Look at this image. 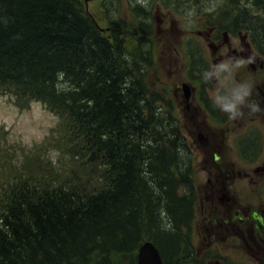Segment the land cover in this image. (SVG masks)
<instances>
[{
  "label": "trees",
  "instance_id": "1",
  "mask_svg": "<svg viewBox=\"0 0 264 264\" xmlns=\"http://www.w3.org/2000/svg\"><path fill=\"white\" fill-rule=\"evenodd\" d=\"M226 13L221 29L237 20ZM128 23L103 29L83 0H0V91L62 118L69 157L0 172V264H136L147 240L164 264H205L184 238L198 200L188 139L146 81L151 54L133 39L150 23Z\"/></svg>",
  "mask_w": 264,
  "mask_h": 264
},
{
  "label": "rangeland",
  "instance_id": "2",
  "mask_svg": "<svg viewBox=\"0 0 264 264\" xmlns=\"http://www.w3.org/2000/svg\"><path fill=\"white\" fill-rule=\"evenodd\" d=\"M251 2L252 0H89L85 8L105 30L109 29V18L113 17H121L129 22L123 30H127L126 34L134 26L146 25L147 29L150 23L149 32L134 37L133 41H142L140 47L149 48L145 55L151 54L149 58L152 64L144 73L146 81L159 94L163 93L161 88L166 90L165 96L174 101V118L181 123V133L190 140V143L187 141L188 154L192 158L189 171L198 200L189 236L184 235V238L188 241L191 255L205 264H216L217 259L224 264H264V225L256 232L252 228V219L248 216L250 206L257 205L259 214L264 212V168L261 170L254 167L264 158V105L253 108L249 101L251 94L257 92V87L264 90V74H254L253 66L241 57L233 56V53L225 52L218 58L213 48L216 36L222 39L223 31H227L215 23V18L222 12H227L225 17L230 20L238 19L235 25L230 24V21L226 25L233 28L231 38L238 42V33L243 34L251 26L259 39L258 45H264L261 33L264 31V10L259 8L256 17L250 15V11H253ZM258 2L259 5L264 4V0ZM137 5L140 12L143 10L142 14H135L134 7ZM223 45L228 47L227 42ZM230 46L234 48V42ZM189 50L194 57L190 74L187 72ZM236 60H242L243 66L233 67ZM222 62H228L229 67L219 68ZM189 76L195 81L202 78L205 80L207 77L206 84L202 85L204 94L212 98L211 103H217L215 105L219 111L214 116L215 122L208 120L201 110L203 106L196 93L195 99L190 98L194 102L191 109L196 108L199 121L204 120L206 125L203 129L200 126L194 129L189 120H186L190 127L185 132L186 113L198 116L183 103L184 99L189 100L190 90L197 84L188 81ZM184 83L188 86L187 91L183 90ZM241 85L248 88L249 95L244 99V103L248 101V104L246 108L242 104L238 105L242 114L230 118L222 105L232 102L234 93L243 91L239 87ZM64 126V120L49 111L42 102L30 100L24 106L16 102L13 95L0 91V172L3 168L11 172L13 163L19 160L28 164L52 162L63 166L68 163V155L60 150L64 140L57 141ZM190 133H193L192 136ZM241 138V143H238L237 140ZM249 139H256L258 142L251 146L252 154L247 145ZM253 160L256 161L252 162ZM72 166L78 168L76 164ZM85 167L87 166L79 168ZM226 182H230L229 192L221 200L220 190L225 188L226 192Z\"/></svg>",
  "mask_w": 264,
  "mask_h": 264
},
{
  "label": "flooded vegetation",
  "instance_id": "3",
  "mask_svg": "<svg viewBox=\"0 0 264 264\" xmlns=\"http://www.w3.org/2000/svg\"><path fill=\"white\" fill-rule=\"evenodd\" d=\"M250 6L252 7V10L253 11H250V15L256 17L258 14L257 12H259V8H262L264 10V4L263 5H259V2L258 0H252V2L250 3ZM254 12V14H253ZM235 21H238L237 20H233L230 22L233 23L234 25L236 24ZM236 27V26H234ZM227 31H230L227 32V31H223L222 33V36L223 38L220 39V37L216 36V39L215 41L213 42V48H214V52L217 54L218 58L220 57L221 54L227 52V53H233V56L235 57H241L243 60L245 61H248L250 63V65L253 66V69H255L254 71V74L258 75H263L264 74V45L263 43L261 44V47L258 45V37L255 36V30L254 28H251V26L243 33V34H240V32L238 33L239 35V41L237 42L236 39L234 38H231L230 35H231V32H233V28L232 27H226ZM259 34V32H258ZM256 34V35H258ZM220 40H223V42H221ZM224 42H227L228 44V47L226 48L225 45H223ZM234 42V48H232L230 46V43H233ZM238 43V44H236ZM255 54L257 56H255ZM188 78V77H187ZM207 78V77H206ZM206 78L204 80V78L202 79H196L193 80L192 77L188 78V81H191L193 83H197V84H194V88L192 87L191 90H190V95H189V100H186L184 99L183 100V103L185 104L186 107H190V109L192 108V104L194 103L193 101L190 100V98L192 99H195V94L197 93L198 94V97H199V100H201V105L203 107H201V110L204 111L206 117L208 118V120L212 121V122H215L216 121V118L214 117L216 115V113L219 111L218 108H216L217 106L215 104L217 103H211L212 98L210 96H206L204 94V87L202 88V85L206 84ZM212 78H213V81H214V73H212ZM199 86V87H198ZM261 87H257V92L251 94V97L249 99L250 103L252 104L251 106L256 107L257 106H263L264 105V98H262V95L264 93V90H260ZM203 95V97H202ZM181 103V102H180ZM247 104H248V101L245 103H243L242 105L246 108L247 107ZM241 108V107H239ZM192 112H196V108H193L191 109ZM190 112V111H189ZM198 116H189L187 113H186V117H185V120H189V123L193 126L194 129H198V126H200L202 129L203 127L206 125V122L204 120L201 119V122L199 121L200 120V117H199V112L197 111L196 112ZM208 115V116H207ZM186 121V122H187ZM201 129V130H202ZM185 131L187 129H184ZM193 133H190V135L192 136ZM188 138V137H186ZM203 139H205L203 137ZM241 139H238V143H241ZM190 143V140H188ZM257 140L254 139L251 141V139L248 140V149H249V152L250 154H252V148L251 146H254V145H257ZM245 143H243L244 145ZM255 150V148H253ZM213 155H216V152L215 151H212ZM217 156V155H216ZM215 159V158H213ZM256 160H253L252 162H254ZM251 162V161H250ZM255 168H261V170H263L264 168V158H262L259 163L255 164L254 166ZM227 186H226V192H225V188L224 186H222V188H224L223 190L221 189L220 192L221 194H219L220 196H222V198H220L221 200H223L224 198H226V194L228 191V188H230L228 182H226ZM264 186V184H262ZM241 202V201H240ZM238 206L241 207V204L238 203ZM258 206L254 205V206H250L249 207V211H248V216L250 219H252V228L255 229L256 232H259L260 230V226H263L264 225V212L259 214L258 213ZM235 217H237L238 219H241V217H239L238 215H235ZM234 240V239H233ZM215 262L219 263V264H224L222 261L220 260H215Z\"/></svg>",
  "mask_w": 264,
  "mask_h": 264
},
{
  "label": "water",
  "instance_id": "4",
  "mask_svg": "<svg viewBox=\"0 0 264 264\" xmlns=\"http://www.w3.org/2000/svg\"><path fill=\"white\" fill-rule=\"evenodd\" d=\"M88 1L89 0H83L85 7ZM183 90H188L186 83L183 84ZM185 94L188 96L187 92H185ZM136 264H163L158 248L152 241L147 240L139 246Z\"/></svg>",
  "mask_w": 264,
  "mask_h": 264
},
{
  "label": "clouds",
  "instance_id": "5",
  "mask_svg": "<svg viewBox=\"0 0 264 264\" xmlns=\"http://www.w3.org/2000/svg\"><path fill=\"white\" fill-rule=\"evenodd\" d=\"M243 63L244 62L242 60H236L233 67L235 68L242 67ZM218 67L221 69H227L229 67V63L222 62ZM239 87L243 89V91L242 92L237 91L236 93H234L232 102L222 105L223 110L228 112L230 118H236L242 114L239 110L238 105L243 104L245 97L249 95L247 86L241 85Z\"/></svg>",
  "mask_w": 264,
  "mask_h": 264
}]
</instances>
